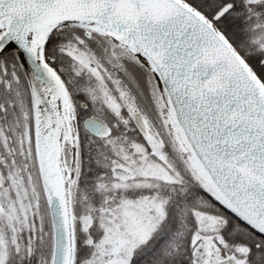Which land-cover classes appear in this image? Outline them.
Segmentation results:
<instances>
[{
	"label": "snow or ice",
	"instance_id": "obj_1",
	"mask_svg": "<svg viewBox=\"0 0 264 264\" xmlns=\"http://www.w3.org/2000/svg\"><path fill=\"white\" fill-rule=\"evenodd\" d=\"M0 264H264V0H0Z\"/></svg>",
	"mask_w": 264,
	"mask_h": 264
}]
</instances>
